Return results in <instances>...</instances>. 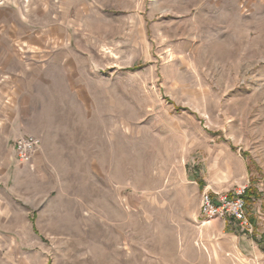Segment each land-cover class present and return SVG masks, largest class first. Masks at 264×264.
Segmentation results:
<instances>
[{
  "label": "rangeland",
  "instance_id": "obj_1",
  "mask_svg": "<svg viewBox=\"0 0 264 264\" xmlns=\"http://www.w3.org/2000/svg\"><path fill=\"white\" fill-rule=\"evenodd\" d=\"M0 264H264V0H0Z\"/></svg>",
  "mask_w": 264,
  "mask_h": 264
},
{
  "label": "built area",
  "instance_id": "obj_2",
  "mask_svg": "<svg viewBox=\"0 0 264 264\" xmlns=\"http://www.w3.org/2000/svg\"><path fill=\"white\" fill-rule=\"evenodd\" d=\"M41 146L40 138L25 135L14 141L13 149L16 161L20 164L29 163L31 155ZM199 217L201 227L215 219H227V222L236 223L242 230L251 233L252 227L246 214L245 188L235 190L232 196L218 193L203 192L200 199Z\"/></svg>",
  "mask_w": 264,
  "mask_h": 264
},
{
  "label": "crops",
  "instance_id": "obj_3",
  "mask_svg": "<svg viewBox=\"0 0 264 264\" xmlns=\"http://www.w3.org/2000/svg\"><path fill=\"white\" fill-rule=\"evenodd\" d=\"M40 35H41V38H44L46 41L48 39H54V40H62V41L64 40V42L67 43L69 40H75L76 39L74 35L73 36H72V34L69 35L68 32L63 31L61 29L60 30H55V31L54 30L45 31V33L42 32ZM68 44H70V41L68 42ZM59 51H60V53L56 52V53H54L55 55L53 53L51 54L53 56L52 57V61L46 62V63H41V64H36L38 68H35V70L45 71V72H54V71L56 72V71H58V72H60L59 74L61 76H64V74L66 76V73H64L66 71L72 72V71H76V70L79 71L80 70V67L77 64L70 63V62H66V63L64 62V59L68 58L69 55H71L70 52H68L66 50L65 51L64 50L63 51L59 50ZM21 66H22L21 67V71L23 72V74H21V79H22V81H24V79L27 77L26 71L29 70V68L26 67L25 64H22ZM84 69H86V68H84ZM66 81H67L66 84L68 86H70V84H71V82L73 80L67 79ZM78 82H79V80H77V83ZM39 135H40V137L39 136H36V137L40 138L41 145H42V142L45 144L46 143L45 136L42 133H40ZM14 141H13V144H14ZM13 144H12V151H13L14 158H15V152H14V149H13ZM37 150L32 153L30 161H32V159L34 157V154L37 152ZM15 160H16V158H15ZM216 220H218V219H216ZM220 221L224 222V220H220ZM228 223H229V225H232V226L235 225V223H230V222H228Z\"/></svg>",
  "mask_w": 264,
  "mask_h": 264
},
{
  "label": "trees",
  "instance_id": "obj_4",
  "mask_svg": "<svg viewBox=\"0 0 264 264\" xmlns=\"http://www.w3.org/2000/svg\"><path fill=\"white\" fill-rule=\"evenodd\" d=\"M245 194H246V192H245Z\"/></svg>",
  "mask_w": 264,
  "mask_h": 264
}]
</instances>
